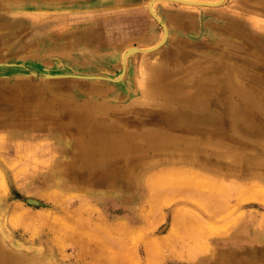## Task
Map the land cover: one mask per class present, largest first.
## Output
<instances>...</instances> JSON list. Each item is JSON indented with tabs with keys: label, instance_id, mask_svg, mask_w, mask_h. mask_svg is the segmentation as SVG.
I'll return each instance as SVG.
<instances>
[{
	"label": "rangeland",
	"instance_id": "374dc122",
	"mask_svg": "<svg viewBox=\"0 0 264 264\" xmlns=\"http://www.w3.org/2000/svg\"><path fill=\"white\" fill-rule=\"evenodd\" d=\"M148 2L0 0V79L68 83L53 92L69 102L125 106L142 96L149 63L169 61L172 69L181 62L173 54L188 48V70L168 79L197 89L196 99L224 120L217 77L225 65L244 94L242 110L259 131L243 122L221 131L217 121L208 133L195 134L203 143L200 154L147 153L144 164L105 186L73 179L63 166L73 156V135L7 141L0 130V237L18 259L0 264H264V53H255L249 39V32L264 37V0H155L166 35ZM163 36L156 49L129 54L123 71L126 47L151 46ZM56 72L116 79L41 76ZM251 96L253 106L246 102ZM173 103L178 108L179 98ZM142 124L154 126L152 120ZM18 146L28 148L19 154ZM256 159L260 169H250ZM234 160L246 168L226 166ZM162 171L184 176L165 180L159 197L152 196L157 201L141 175ZM190 172L192 187L182 183ZM43 222L53 224L55 233Z\"/></svg>",
	"mask_w": 264,
	"mask_h": 264
},
{
	"label": "bare ground",
	"instance_id": "6f19581e",
	"mask_svg": "<svg viewBox=\"0 0 264 264\" xmlns=\"http://www.w3.org/2000/svg\"><path fill=\"white\" fill-rule=\"evenodd\" d=\"M154 2L155 0H149L148 9L151 15L160 22L166 35L167 26L155 12L153 8ZM249 39L254 46L255 53H264V37H260L255 32H249ZM160 42L145 47L134 45L126 47L122 52L123 56L121 55L123 71L125 69L126 57L129 54L152 51L160 45ZM128 49L130 50L127 51ZM173 55L179 57L181 62L177 63L172 69L166 67L169 61H165V64L151 60L152 62L148 64L151 72L141 82V97L133 100L128 105H116L111 108L104 104L98 105L88 100L69 102L67 99L61 97L62 94L56 95L53 92L57 89H67L65 87H69L68 83L54 82L50 87L42 80L41 83L43 86H39L33 81L25 79H0V130L4 131L7 141H33L37 136L44 137L43 135L52 134V132L73 135L74 139L71 143V149L74 150L73 156L69 161L64 162L63 166L71 172L74 177L73 179H86L90 185L105 186H113L119 183L121 180H117L119 175L122 173L123 177L128 175L134 164H144L147 153L159 155H192L195 152V154H200L201 152L199 150L203 143L199 141V137H195V134L208 133L213 129L217 121V126L221 131H227L230 128L236 130L238 122H243L246 126L252 125L253 128L250 130L253 132L259 131L252 124L254 119L250 118L242 110L240 100H244V94L240 88L236 87L230 70L225 65H222L223 67H221L219 76L217 77L218 87L221 91L220 99L226 105L224 114L227 116V119L223 120L222 118L219 119V116L216 117L210 113L204 103L196 99L199 98V91L197 89L190 90V87H184L183 84L177 85V82L175 84L174 80L168 79V76H175L177 72H185L188 70V65L185 60L191 57L192 53L188 48H180ZM3 64L0 63V65ZM31 74L39 76L37 72L32 70ZM78 75V73L56 72L43 73L41 76L48 79H61L65 77H78ZM121 76L122 74L119 78ZM108 78L111 80L116 79L112 77ZM45 90L51 93V97L45 94ZM177 97L179 98V107L174 109L172 107L174 105L173 100L177 99ZM250 100H253L252 96L248 97L246 102L248 101L253 106L254 101ZM252 109L251 107L249 110ZM150 120L153 121L154 126L144 127L146 125L142 123ZM24 148L28 147L18 146V153H22ZM207 156L209 158V155ZM155 162L154 164H157V161ZM251 162V165L248 166L250 169H260L261 160H251ZM147 163L149 161L145 164ZM226 166L246 168L236 160L229 162ZM175 171H173L174 173L172 171H162L156 175H147L146 173L141 175L142 182L149 187L151 199L154 198L158 201L157 198L152 196L159 195L161 191V187L159 186L165 188V180H172V183L174 179V181H178L180 177L184 176L177 171L176 173L178 175H182L177 178ZM181 172L183 173V170ZM192 177L194 178L193 173L190 172L188 176H185L186 181L182 183L186 182L184 184L185 186L186 184L191 185L190 187L194 186L195 183L193 184L191 181ZM193 178L192 180H195ZM175 184L174 186H176ZM220 187L223 189L224 185L219 184ZM256 188L258 189L257 186ZM256 188L254 190H257ZM165 190L167 191V188ZM228 192L230 191L228 190ZM261 192L259 193L264 194V192ZM254 194L250 193V195ZM256 196L258 197V195ZM186 197L192 199V196L189 194ZM243 197H245L244 194ZM243 197H237V200L241 199L242 202ZM193 199L199 200V198ZM238 202L240 203V201ZM87 210L94 211L95 209L90 206ZM76 214H78L77 211L72 216ZM41 225L47 226L49 232L55 233V227L50 222H43ZM1 226L2 224H0ZM37 230H33V233L35 231L37 232ZM7 253L8 251L4 249L0 237V260L4 258L6 260L17 259L12 253ZM212 257L214 258V255Z\"/></svg>",
	"mask_w": 264,
	"mask_h": 264
},
{
	"label": "water",
	"instance_id": "95a60500",
	"mask_svg": "<svg viewBox=\"0 0 264 264\" xmlns=\"http://www.w3.org/2000/svg\"><path fill=\"white\" fill-rule=\"evenodd\" d=\"M163 40H164V36H163V38L161 39V42L159 43V44H161L162 42H163ZM130 49H128L127 51H129ZM78 77H81V78H100V79H109V80H111L110 78H108V77H106V76H102V75H78Z\"/></svg>",
	"mask_w": 264,
	"mask_h": 264
}]
</instances>
